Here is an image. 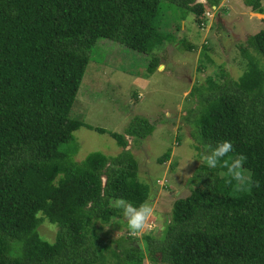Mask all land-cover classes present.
I'll return each instance as SVG.
<instances>
[{"label":"trees","instance_id":"16d2710c","mask_svg":"<svg viewBox=\"0 0 264 264\" xmlns=\"http://www.w3.org/2000/svg\"><path fill=\"white\" fill-rule=\"evenodd\" d=\"M220 1L189 7L193 0H0V264H143L145 257L159 264H264V28L240 46L247 59L241 75L195 85V107L185 117L192 115L196 149L231 141L259 186L234 195L221 175L226 169L200 163L160 235L143 234L142 245L129 233L108 241L96 227L124 218L115 199L139 205L148 197L125 147L127 136L145 138L154 123L136 115L118 133L69 115L99 37L151 53L169 37L159 30L165 5L182 19L194 14L201 25L206 7ZM262 1L243 3L261 14ZM159 64L153 56L147 71ZM81 126L108 133L123 149L72 160L62 144ZM169 157L168 149L158 162ZM38 209L57 225L51 243L38 233Z\"/></svg>","mask_w":264,"mask_h":264},{"label":"rangeland","instance_id":"374dc122","mask_svg":"<svg viewBox=\"0 0 264 264\" xmlns=\"http://www.w3.org/2000/svg\"><path fill=\"white\" fill-rule=\"evenodd\" d=\"M219 5L218 15L217 10L211 17L204 12V25L197 23L194 14L188 13L182 19L180 10L165 5L160 11L159 30L169 37L151 53L130 49L105 37H99L90 51L91 60L70 117L118 133H123L136 115L155 125L145 138L127 136L125 147L138 162V179L148 185L155 208L151 227L135 236L137 244L142 245L143 234L160 235L171 217L174 200L188 194L187 178L203 163L202 151L195 148L190 135L192 115L189 120L185 118L196 103V96L190 91L195 85H206L208 77L216 81L225 77L237 79L247 66L240 46L249 35L264 28V0L261 14L252 11L243 0H221ZM153 56H158L161 64L149 72L147 64ZM68 148L75 161L93 151L114 156L123 149L108 133L84 126L62 144V150ZM168 149L169 159L159 163L158 157ZM37 230L43 239L53 242L57 225L44 218ZM96 230L108 241L120 239L129 231L126 219L115 217L109 223H98ZM143 264L159 263L145 257Z\"/></svg>","mask_w":264,"mask_h":264},{"label":"clouds","instance_id":"9594fccd","mask_svg":"<svg viewBox=\"0 0 264 264\" xmlns=\"http://www.w3.org/2000/svg\"><path fill=\"white\" fill-rule=\"evenodd\" d=\"M207 0H193L189 7L196 5H206ZM161 68L163 66H160ZM200 157L203 164L209 169L214 170L218 167L226 169L221 173L226 177V183L231 186L234 195L246 193L252 187H258V182L253 180L252 173L245 167L247 156L242 153H235L234 145L229 140L218 142L215 146L204 145ZM151 194L139 205L120 197L115 199L113 207L120 210L127 221L128 233L131 236H138L151 227V220L155 215ZM88 207H91L89 202ZM37 220L45 217L43 209H38L34 213ZM51 243V241H46Z\"/></svg>","mask_w":264,"mask_h":264},{"label":"built area","instance_id":"2783aa9c","mask_svg":"<svg viewBox=\"0 0 264 264\" xmlns=\"http://www.w3.org/2000/svg\"><path fill=\"white\" fill-rule=\"evenodd\" d=\"M216 9H217V6H214V5H212V6H207V7H206V11H205V13H206V15H209V16L211 17ZM202 24H203V23H202ZM203 25H204V24H203Z\"/></svg>","mask_w":264,"mask_h":264},{"label":"crops","instance_id":"0c3cea01","mask_svg":"<svg viewBox=\"0 0 264 264\" xmlns=\"http://www.w3.org/2000/svg\"><path fill=\"white\" fill-rule=\"evenodd\" d=\"M220 6H221V5H218V6H217V9H216V10H217V11H216V12H217V15L220 14V12L218 11Z\"/></svg>","mask_w":264,"mask_h":264}]
</instances>
